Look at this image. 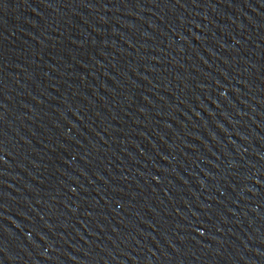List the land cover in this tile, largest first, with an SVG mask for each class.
Returning a JSON list of instances; mask_svg holds the SVG:
<instances>
[{"label":"water","instance_id":"1","mask_svg":"<svg viewBox=\"0 0 264 264\" xmlns=\"http://www.w3.org/2000/svg\"><path fill=\"white\" fill-rule=\"evenodd\" d=\"M0 264H264V0H0Z\"/></svg>","mask_w":264,"mask_h":264}]
</instances>
